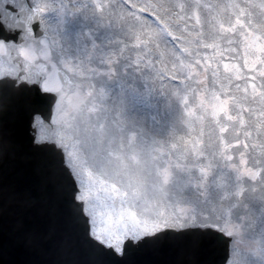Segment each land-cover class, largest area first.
<instances>
[{
  "label": "rangeland",
  "instance_id": "rangeland-1",
  "mask_svg": "<svg viewBox=\"0 0 264 264\" xmlns=\"http://www.w3.org/2000/svg\"><path fill=\"white\" fill-rule=\"evenodd\" d=\"M35 2L81 95L66 139L82 163L142 209L189 207L221 227L230 214L258 241L264 0Z\"/></svg>",
  "mask_w": 264,
  "mask_h": 264
},
{
  "label": "snow or ice",
  "instance_id": "snow-or-ice-1",
  "mask_svg": "<svg viewBox=\"0 0 264 264\" xmlns=\"http://www.w3.org/2000/svg\"><path fill=\"white\" fill-rule=\"evenodd\" d=\"M27 3L0 0V264H16L14 251L46 241L55 257L48 264H142L145 254L186 245L218 252L212 264H264V233L251 242L230 214L221 227L189 207L142 209L82 163L79 145L66 139L81 95L65 87L68 61L53 55L36 19L46 8ZM223 159L233 160L227 152ZM20 162L32 165L24 185ZM199 171L206 177L209 167ZM37 207L46 231L29 215Z\"/></svg>",
  "mask_w": 264,
  "mask_h": 264
},
{
  "label": "water",
  "instance_id": "water-1",
  "mask_svg": "<svg viewBox=\"0 0 264 264\" xmlns=\"http://www.w3.org/2000/svg\"><path fill=\"white\" fill-rule=\"evenodd\" d=\"M32 3L28 0L26 7H32ZM40 20V15L36 17ZM66 82L65 87L70 86V80L66 72H61ZM17 181L21 184H27L32 176V165L20 162L17 165ZM29 215L35 222L39 223L40 230L46 231L48 225L47 216L43 208L37 207L30 210ZM53 248L51 242H44L37 250L24 248L19 251H14L12 259L16 264H48L49 261L54 259ZM219 258V253L204 250L193 249L190 246H185L183 249L177 248L170 252H157L148 253L141 257L142 264H212L213 260Z\"/></svg>",
  "mask_w": 264,
  "mask_h": 264
},
{
  "label": "bare ground",
  "instance_id": "bare-ground-1",
  "mask_svg": "<svg viewBox=\"0 0 264 264\" xmlns=\"http://www.w3.org/2000/svg\"><path fill=\"white\" fill-rule=\"evenodd\" d=\"M141 183L145 184V185H151V181L147 178V179H140L139 180Z\"/></svg>",
  "mask_w": 264,
  "mask_h": 264
}]
</instances>
